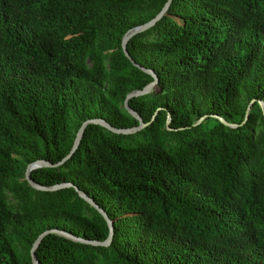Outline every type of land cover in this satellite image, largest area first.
Segmentation results:
<instances>
[{
  "label": "trees",
  "instance_id": "trees-1",
  "mask_svg": "<svg viewBox=\"0 0 264 264\" xmlns=\"http://www.w3.org/2000/svg\"><path fill=\"white\" fill-rule=\"evenodd\" d=\"M166 2L0 0V264H31L49 229L107 238L73 187L34 190L25 170L60 162L85 120L138 125L124 101L153 78L121 42ZM127 52L158 78L128 102L148 126L89 125L62 165L30 173L83 191L112 242L49 234L39 264H264V0H172Z\"/></svg>",
  "mask_w": 264,
  "mask_h": 264
},
{
  "label": "water",
  "instance_id": "water-1",
  "mask_svg": "<svg viewBox=\"0 0 264 264\" xmlns=\"http://www.w3.org/2000/svg\"><path fill=\"white\" fill-rule=\"evenodd\" d=\"M171 2H172V0H167L164 7L160 10V12L154 18H152L151 20H149L145 24L138 26V27L132 29L131 31H129L123 37L122 42H121L122 52L125 55V57L131 62V64L133 66H135L136 68H138L139 70H141L142 72L150 75L153 78V80L149 84H147L143 89L127 94L125 101H124L125 110L135 120L138 121V125L136 127H132V128H116V127L111 126L109 123H107L106 121H104L102 119L85 120L81 124V126L79 127V129L75 135V139H74V142H73V145H72L70 152L60 162H58L56 164H52V163L47 162L45 160H38V161H35L33 163L28 164V166L26 167V170H25V180L27 181L29 186L34 190L42 191V192H54L57 190L73 187L74 190L78 193V196L80 198H82L91 207H93L104 218V220L108 226V231H109L107 238L104 241L85 240V239L73 236L72 234H70L68 232L61 231L58 229L45 230L36 238V240L32 244V247L30 249L31 264H39V262L36 258V255H35V251L38 248L41 241L44 239V237L49 235V234H59L61 236H64L67 239L72 240V241L81 242V243H85V244H89V245H93V246L108 247L111 244L112 239H113V232H114L112 221L110 220L108 215L101 208H99L83 191L79 190L77 187L73 186L71 183H61V184L49 185V186L37 184L36 182H34L31 179L30 173H31V171L38 169V168H56V167H59L60 165H62L77 150V148L80 144V141L82 139V136L84 134V131L89 125H99V126L105 128L106 130H108L109 132H111L113 134H117V135H132V134H135V133L143 130L146 126H148L149 123H144L143 119L139 116V114H137L135 111H133L130 108L128 102L130 99L141 97V96H144V95L151 93L152 91H155L157 89L158 78L152 70L143 68L132 60V58L129 56V54L127 52V43L133 36H135L139 33L145 32V31L149 30L150 28H152L166 14L167 10L169 9V7L171 5ZM259 104L262 107V112H263V116H264V105L261 102H259ZM249 109L250 108L248 107L246 110V116H245L243 123L248 118ZM154 117H155V115L153 116L152 120L154 119ZM216 118L226 127L236 128L238 126L236 124L227 123L221 117H216ZM204 119H206V116H204V117L200 118L198 121H196L193 124V126L199 125ZM169 122H170V118L168 117L167 121H166L167 130H171L169 128Z\"/></svg>",
  "mask_w": 264,
  "mask_h": 264
}]
</instances>
